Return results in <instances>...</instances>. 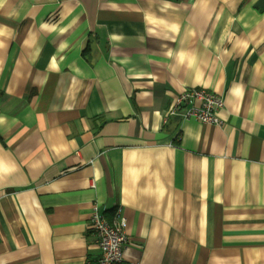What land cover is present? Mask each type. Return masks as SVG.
Here are the masks:
<instances>
[{
    "label": "crops",
    "instance_id": "crops-1",
    "mask_svg": "<svg viewBox=\"0 0 264 264\" xmlns=\"http://www.w3.org/2000/svg\"><path fill=\"white\" fill-rule=\"evenodd\" d=\"M96 206L120 264H264L262 0H0V264H98Z\"/></svg>",
    "mask_w": 264,
    "mask_h": 264
},
{
    "label": "built area",
    "instance_id": "built-area-1",
    "mask_svg": "<svg viewBox=\"0 0 264 264\" xmlns=\"http://www.w3.org/2000/svg\"><path fill=\"white\" fill-rule=\"evenodd\" d=\"M224 104L223 96L216 92L205 88H188L176 97L167 118H194L203 123L219 125L222 120L218 111ZM121 212V208H116L112 217L107 218L98 206L93 211L91 229L97 236L101 251L98 264H120L124 261L125 248L130 240L126 232L127 218Z\"/></svg>",
    "mask_w": 264,
    "mask_h": 264
}]
</instances>
